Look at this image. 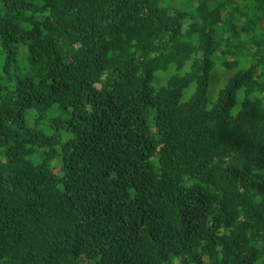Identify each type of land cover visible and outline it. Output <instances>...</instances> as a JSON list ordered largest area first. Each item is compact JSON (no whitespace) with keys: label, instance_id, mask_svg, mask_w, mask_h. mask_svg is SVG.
Listing matches in <instances>:
<instances>
[{"label":"trees","instance_id":"16d2710c","mask_svg":"<svg viewBox=\"0 0 264 264\" xmlns=\"http://www.w3.org/2000/svg\"><path fill=\"white\" fill-rule=\"evenodd\" d=\"M178 259L264 264V0H0V264Z\"/></svg>","mask_w":264,"mask_h":264},{"label":"rangeland","instance_id":"374dc122","mask_svg":"<svg viewBox=\"0 0 264 264\" xmlns=\"http://www.w3.org/2000/svg\"><path fill=\"white\" fill-rule=\"evenodd\" d=\"M179 6L183 10L187 11L189 14L193 13V7H188L185 4H179ZM219 24H222V23L219 22ZM221 31H226V30L222 29ZM219 35H220V32H219ZM224 37H226V36L224 35ZM219 56H220V54L218 53L217 56L214 57L215 66H214L213 71H212V80H211V83H210L209 92L207 94V98H208L209 101L214 100L216 98L217 92H218L219 88L223 85L224 78L226 76L225 72L219 66V63H220V57ZM17 65L19 67H21V65H22L21 64V59L17 60ZM242 97H243V94H240L238 96V100H237V103L235 105V109L234 110H239ZM54 172H56V170Z\"/></svg>","mask_w":264,"mask_h":264},{"label":"clouds","instance_id":"9594fccd","mask_svg":"<svg viewBox=\"0 0 264 264\" xmlns=\"http://www.w3.org/2000/svg\"><path fill=\"white\" fill-rule=\"evenodd\" d=\"M186 5H190V4H186ZM209 8V10L210 11H212V12H214L211 16H210V20L211 21H216L217 20V17L220 19L222 16H223V14L225 13V12H227V11H225V10H223V9H220L219 10V12H217V10L219 9L218 8V6L217 7H208ZM215 14H216V16H215ZM186 17L187 18H195V19H197V7L196 8H193V13L192 14H189V13H187V15H186ZM25 49V51H26V48H24ZM19 58H17V60H18ZM21 67H13V69H12V77L14 76V75H26V74H31V75H34V74H36V72L35 71H30L29 70V64L27 65V66H25L24 67V65H25V62L23 61V60H21ZM208 262V264H209V260L207 259V260H205V263L204 264H206ZM174 264H181V262H180V259H178V260H175L174 261Z\"/></svg>","mask_w":264,"mask_h":264}]
</instances>
